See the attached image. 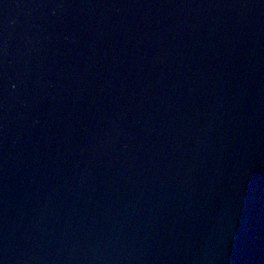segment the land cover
I'll use <instances>...</instances> for the list:
<instances>
[{
    "label": "water",
    "instance_id": "1",
    "mask_svg": "<svg viewBox=\"0 0 264 264\" xmlns=\"http://www.w3.org/2000/svg\"><path fill=\"white\" fill-rule=\"evenodd\" d=\"M0 264H264V0H0Z\"/></svg>",
    "mask_w": 264,
    "mask_h": 264
}]
</instances>
